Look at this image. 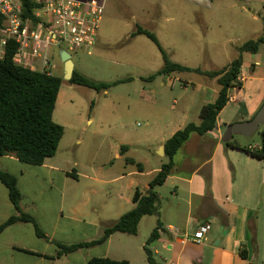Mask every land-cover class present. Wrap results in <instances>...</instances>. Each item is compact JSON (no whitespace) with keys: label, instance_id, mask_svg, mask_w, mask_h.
<instances>
[{"label":"crops","instance_id":"1","mask_svg":"<svg viewBox=\"0 0 264 264\" xmlns=\"http://www.w3.org/2000/svg\"><path fill=\"white\" fill-rule=\"evenodd\" d=\"M98 41L99 38L96 44ZM240 76L242 86L229 89L230 99L220 111L215 128L205 135L192 134L181 148L185 154L175 155V167L161 185L172 180V196L167 197L169 206L163 209L164 213L159 210L156 214L143 216L136 234L117 231L104 243L60 256L55 243L99 239L106 226L135 206V189L147 191L149 182L164 162L157 165L152 171L153 176L145 181L144 162L128 155L137 145L135 142L120 144L115 156L124 159L126 166L122 171L108 173L112 176L109 181L117 184L107 188L72 183V179L79 182L83 177L93 178L90 173L100 174L101 169L72 160L67 155L59 156L61 142L57 153L47 157L41 165L26 163L15 154L0 155V169L17 177L22 194L20 209L33 215L46 235L39 236L34 224L28 221L19 220L9 225L0 233V264H88L96 256L127 260L128 264H149L146 236L140 234L146 217H155L150 220L151 232L161 222L159 236L152 245H159V248L151 249L156 258V255L161 256V260H157L163 264H264V160L241 149L244 146L240 143L239 147H232L223 140L229 124L253 118L264 103V92L255 99L244 92L251 76L244 72L243 66ZM169 84L174 86L171 80ZM220 88L214 90V99H207L204 104L215 101ZM151 92L155 91L143 88L139 97L143 101H155L156 94L151 97ZM61 94L62 86L58 99ZM233 101L239 102L236 112L228 111ZM93 120L91 117L88 122ZM185 125L174 128L173 124L169 135L162 133L154 151L157 157L166 156L159 154L158 149ZM122 145L127 146L124 151ZM249 146L260 147L261 144ZM228 149L244 151L247 158L236 163ZM129 157L142 162L143 171L129 163L126 160ZM58 180L61 183H57ZM17 213L8 188L0 180V224ZM205 223L211 224L207 239L194 241L195 231ZM242 249L246 250L247 257L241 255Z\"/></svg>","mask_w":264,"mask_h":264},{"label":"rangeland","instance_id":"2","mask_svg":"<svg viewBox=\"0 0 264 264\" xmlns=\"http://www.w3.org/2000/svg\"><path fill=\"white\" fill-rule=\"evenodd\" d=\"M102 1L99 41L90 54L85 50L72 53L75 67L96 80L131 79L100 91L65 79L53 119L65 127L59 156L67 155L101 169L100 174L90 173L93 178L83 177L79 182L73 179L71 182L107 188L117 184L109 181L112 176L108 173L122 171L126 166L124 159L115 156L120 144H137L128 155L144 162L146 175L143 178L150 179L157 165L169 161L167 156L157 157L154 153L158 138L162 133L169 135L173 124L175 128L189 122L199 123L202 105L207 99H214V90L220 88L217 78L197 71L174 72L149 79L163 67L162 53L151 38L145 34L132 36V33L139 26L154 32L173 61L203 71L223 68L241 55L243 70L251 76L244 92L255 99L264 92V44L256 53L241 52L239 46L262 36L264 1ZM51 64L55 66L53 73L64 77L58 48L53 49ZM170 80L174 82L173 87ZM143 88L155 91L150 94L151 97L156 94V100L143 101L139 97ZM238 106L239 102L233 101L228 111L236 112ZM91 117L94 120L89 123ZM263 130L264 123L255 133H237L230 141L244 147L261 144ZM228 150L236 163L247 158L244 151ZM179 154L181 157L185 151ZM156 190L161 194L159 210L164 213L163 209L169 206L167 197L172 196V180ZM151 218L155 217L143 220L140 234L146 236L145 243L154 250L159 245L152 246L154 241L149 243ZM156 256L161 260L160 255Z\"/></svg>","mask_w":264,"mask_h":264},{"label":"trees","instance_id":"3","mask_svg":"<svg viewBox=\"0 0 264 264\" xmlns=\"http://www.w3.org/2000/svg\"><path fill=\"white\" fill-rule=\"evenodd\" d=\"M22 2L25 13L32 15L33 9L37 6L36 0H22ZM3 20L0 14V24ZM136 34H145L151 38L158 46L164 59L163 67L150 75L149 79L173 72L197 71L217 78L221 86L219 94L215 101L202 106L200 110L201 121L199 123H187L165 141V155L169 158V161L164 163L151 179L147 191L143 192L140 188L135 189L133 194L135 206L121 215L112 224L106 226L104 234L99 239L72 244L55 242L59 247V256L80 248L104 243L111 234L117 231L136 234L143 216L159 212L160 196L156 187L164 184L167 177L172 173L175 167V155L181 152V148L192 134L205 135L215 128L220 111L230 99L229 89L231 87L242 86V81L239 80L243 66L241 55L223 68L203 71L200 68H191L173 61L154 32L139 26L137 31L132 33V35ZM261 44H264V29L262 36L256 40L250 39L244 42L239 46V50L241 52L250 51L256 53ZM16 50L17 44L14 40L10 39L5 46L4 55L0 56V155L15 154L26 163L41 165L47 157L54 156L57 153L59 144L65 133V127L53 119L64 77L63 75L45 71L32 70L29 67L17 64L13 60ZM129 79L131 78L117 79L112 82L100 81L74 69L73 76L69 82L100 91ZM225 143L228 146L239 147L238 144L230 140ZM126 148L127 146H121L122 151ZM241 149L254 157L264 160V130L262 132L260 147L248 146ZM126 160L131 164H135L140 171H143L144 165L142 162H137L131 157ZM69 175H72V173L69 172ZM0 180L8 188L9 197L19 212L11 215L5 222L0 224V233L9 225L22 220L33 223L37 234L45 237L46 235L36 218L20 209L22 194L16 175L0 169ZM161 227L162 225L159 221L150 235L149 243L158 238V229ZM145 250L149 264H163L157 260L154 251L149 246H146ZM240 253L243 257H247L245 249H242ZM88 264H128V261L96 256L91 258Z\"/></svg>","mask_w":264,"mask_h":264},{"label":"built area","instance_id":"4","mask_svg":"<svg viewBox=\"0 0 264 264\" xmlns=\"http://www.w3.org/2000/svg\"><path fill=\"white\" fill-rule=\"evenodd\" d=\"M264 1V0H263ZM32 15H27L22 0H0V56L8 40L17 44L13 60L36 71L53 73V49L64 48L71 54L85 50L89 54L99 36L104 9L102 0H36ZM239 80H243L239 76ZM211 224H201L193 235L203 242Z\"/></svg>","mask_w":264,"mask_h":264},{"label":"water","instance_id":"5","mask_svg":"<svg viewBox=\"0 0 264 264\" xmlns=\"http://www.w3.org/2000/svg\"><path fill=\"white\" fill-rule=\"evenodd\" d=\"M61 61L64 64V79L70 80L73 76L75 63L72 58V54L66 49L62 48L59 50ZM264 123V103L260 109L256 112L253 118L245 121H237L228 125L225 134L223 136L224 141L230 140V138L237 133L243 135H251L255 133L259 126ZM159 154H165V147L161 146L158 149Z\"/></svg>","mask_w":264,"mask_h":264}]
</instances>
